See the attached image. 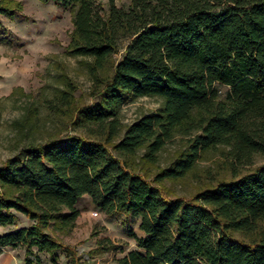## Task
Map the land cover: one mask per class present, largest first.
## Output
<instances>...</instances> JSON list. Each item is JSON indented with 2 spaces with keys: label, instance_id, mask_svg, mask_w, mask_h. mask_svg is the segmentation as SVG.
I'll list each match as a JSON object with an SVG mask.
<instances>
[{
  "label": "trees",
  "instance_id": "16d2710c",
  "mask_svg": "<svg viewBox=\"0 0 264 264\" xmlns=\"http://www.w3.org/2000/svg\"><path fill=\"white\" fill-rule=\"evenodd\" d=\"M40 1L71 10L68 51L88 59L99 97L77 116L98 136L31 143L0 164V226L15 225L16 212L32 221L0 233V249L24 246V264L38 260L36 251L55 261L58 250L82 264L53 232L75 225L77 201L88 194L108 215L140 219L142 234L130 233L137 248L117 264H264V163L189 197L160 186L218 145L242 166L264 154V0ZM16 8L19 1L0 0L1 14ZM145 95L160 97L161 107L119 137L121 105ZM177 133L185 147L149 179L133 158L144 149L154 163Z\"/></svg>",
  "mask_w": 264,
  "mask_h": 264
},
{
  "label": "rangeland",
  "instance_id": "374dc122",
  "mask_svg": "<svg viewBox=\"0 0 264 264\" xmlns=\"http://www.w3.org/2000/svg\"><path fill=\"white\" fill-rule=\"evenodd\" d=\"M17 1L21 8L15 9V15L0 13V164L31 143L68 134L91 139L98 136L94 124L77 116L78 108L95 103L99 97L94 94L88 59L68 51L73 28L70 8L53 1ZM100 1L107 8L108 0ZM119 57L120 53L112 60ZM161 105L158 96L130 97L119 109V137L128 124L143 114L156 112ZM186 139L177 133L159 151L154 163L146 162L144 149L137 152L134 162L152 179L160 168L172 164ZM228 150L226 145H218L203 152L184 177L162 181V190L170 197H189L220 179L228 180L264 163V154L257 153L250 164L242 166L232 162ZM77 207L81 213L75 225L68 232L53 234L75 249L82 264H117V258L137 248L130 233L142 234L139 217L124 212L108 215L93 205L88 194L78 199ZM95 210L98 215H94ZM16 214V224L0 226V233L32 222L23 213ZM36 253L34 264H70L69 255L62 250L56 251L55 261L46 251ZM24 255L22 245L4 246L0 249V264H24Z\"/></svg>",
  "mask_w": 264,
  "mask_h": 264
},
{
  "label": "built area",
  "instance_id": "2783aa9c",
  "mask_svg": "<svg viewBox=\"0 0 264 264\" xmlns=\"http://www.w3.org/2000/svg\"><path fill=\"white\" fill-rule=\"evenodd\" d=\"M93 213H94V215H98V211L97 210H95Z\"/></svg>",
  "mask_w": 264,
  "mask_h": 264
}]
</instances>
